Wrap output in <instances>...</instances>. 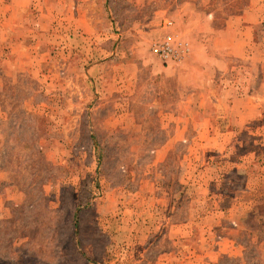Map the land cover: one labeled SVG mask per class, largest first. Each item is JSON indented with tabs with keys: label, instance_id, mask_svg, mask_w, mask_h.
Segmentation results:
<instances>
[{
	"label": "rangeland",
	"instance_id": "obj_1",
	"mask_svg": "<svg viewBox=\"0 0 264 264\" xmlns=\"http://www.w3.org/2000/svg\"><path fill=\"white\" fill-rule=\"evenodd\" d=\"M131 1L0 0V264H264V0L153 34ZM167 31L204 61L180 136L149 132Z\"/></svg>",
	"mask_w": 264,
	"mask_h": 264
},
{
	"label": "crops",
	"instance_id": "obj_2",
	"mask_svg": "<svg viewBox=\"0 0 264 264\" xmlns=\"http://www.w3.org/2000/svg\"><path fill=\"white\" fill-rule=\"evenodd\" d=\"M203 0H133L129 4H133L134 12L129 10V19L133 20H149V34L156 31L157 24L166 19L172 18L173 20H195L197 14H207V10H202L200 5ZM140 14L139 16L137 15ZM158 29V28H157ZM242 44V43H241ZM242 46V45H241ZM203 62L196 58L192 53L190 56L182 61V63L172 62L163 63L159 60L149 49V87L155 86L160 89V93L167 97H176L178 106L174 108L166 106H155L157 104V96L149 98V132L153 131L152 125L156 122L160 130H167L169 122L164 121L165 116H174L172 130L178 133H184L187 129V111L185 106H180V99L183 102L184 94L180 93V84H192L193 86H201L204 83L202 75ZM193 73V74H191ZM171 74V75H169ZM186 74V75H185ZM177 85L174 87L177 92L172 93L167 91L169 85ZM162 102V101H161ZM157 108H155V107ZM204 124L197 128L194 124V129L197 131L204 130ZM213 129V126L211 127ZM180 140V137H178ZM185 154L183 155L184 158Z\"/></svg>",
	"mask_w": 264,
	"mask_h": 264
},
{
	"label": "built area",
	"instance_id": "obj_3",
	"mask_svg": "<svg viewBox=\"0 0 264 264\" xmlns=\"http://www.w3.org/2000/svg\"><path fill=\"white\" fill-rule=\"evenodd\" d=\"M162 24L164 27H170L172 21L165 19ZM150 51L163 63H168L185 57L189 51V43L182 36L167 31L152 41Z\"/></svg>",
	"mask_w": 264,
	"mask_h": 264
}]
</instances>
